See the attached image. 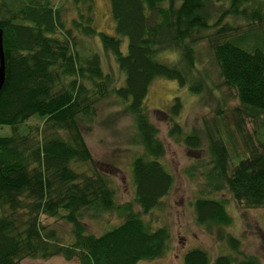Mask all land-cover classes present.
<instances>
[{"label":"trees","instance_id":"obj_1","mask_svg":"<svg viewBox=\"0 0 264 264\" xmlns=\"http://www.w3.org/2000/svg\"><path fill=\"white\" fill-rule=\"evenodd\" d=\"M53 1L0 0V126L12 129L10 136H0V264L58 256L78 264H136L161 257L170 231L153 229L143 218L161 205L173 177L149 118L148 88L163 78L199 94L204 75L195 80L196 49L205 44L239 114L264 116V0H108L115 33L127 40L125 54L119 38L94 27L93 0H70L76 17L69 23ZM75 34L98 36L124 75L122 87L112 85L98 54L78 52ZM164 52L178 53L176 62H160ZM110 96L125 103L141 148L131 163L133 198L122 204L108 177L95 168L77 122H90L96 106ZM180 109L174 97L166 111L154 113L170 124L169 137L189 153L199 151L201 137L184 134L174 121ZM33 116L41 125L18 134L17 127ZM240 124H234L238 133ZM206 143L209 160L197 164L203 183L192 203L194 220L232 253L211 260L206 251L191 249L183 264H260L226 233L231 218L225 201L209 195L227 191L239 208L264 209V143L256 147L243 140L246 154L236 164L217 134L209 133ZM102 214H114L120 223L98 236L88 233L84 217Z\"/></svg>","mask_w":264,"mask_h":264},{"label":"rangeland","instance_id":"obj_2","mask_svg":"<svg viewBox=\"0 0 264 264\" xmlns=\"http://www.w3.org/2000/svg\"><path fill=\"white\" fill-rule=\"evenodd\" d=\"M52 5L62 8V19L69 20L76 17L75 9L70 0H54ZM93 25L98 32L117 37L114 30V21L110 12L108 0H93ZM85 12V11H84ZM76 35L77 50L81 55L92 52L99 55L101 68L112 79L115 88L124 85V75L119 71L111 54L102 49L98 36L87 38ZM121 40L120 50L126 53L127 40ZM198 52V70L195 80H200L203 74L202 90L194 94L188 87H179L175 81L155 78L150 84L146 95V106L149 109V118L158 130V138L164 145L165 155L162 160L165 168L173 177V185L161 205L154 208L144 221L155 229L161 226L168 227L170 241L163 256L140 260L136 264H183V255L191 249H202L212 260L219 255L231 254V250L224 242H217L203 227L196 223L193 214V201L199 196L198 191L203 183L200 176V163L209 160L207 153V135H218L225 144L232 164L246 154L242 141L259 147L264 143V116L254 119L245 117L237 111L238 103L233 91L222 85L217 70L211 62L208 49L201 44ZM178 53L164 52L158 56L160 62L175 63ZM197 58V57H196ZM178 97L181 104L179 115L174 121L180 125L184 134L195 133L201 137L202 146L199 151L188 152L180 142L169 137L170 124L165 120H158L154 111H166L172 99ZM125 103L107 97L96 106V115L89 122L78 118V130L89 150L95 168L105 174L115 191L116 202L119 204L131 201L133 185L131 177V163L140 153V147L135 143V127L133 118L125 113ZM36 118V119H35ZM241 132L238 133L234 124L240 122ZM41 120L31 117L25 124L17 127V133L24 135L28 126L39 127ZM12 129L9 126H0V136H10ZM64 137H67L64 134ZM83 165L82 169L89 168ZM209 197L225 201L224 207L231 222L224 229L226 233L239 240L243 252L255 255L264 264V209L239 208L229 193L223 191L209 195ZM139 210L138 207L135 208ZM47 223L52 220L45 219ZM88 233L96 236L115 227L120 223L114 214H102L99 217H84ZM62 233L64 231L62 230ZM167 241V242H168ZM21 264H78L77 261H66L61 257L47 260L26 259Z\"/></svg>","mask_w":264,"mask_h":264},{"label":"water","instance_id":"obj_3","mask_svg":"<svg viewBox=\"0 0 264 264\" xmlns=\"http://www.w3.org/2000/svg\"><path fill=\"white\" fill-rule=\"evenodd\" d=\"M4 80V64H3V56H2V48H1V31H0V88L3 84Z\"/></svg>","mask_w":264,"mask_h":264}]
</instances>
